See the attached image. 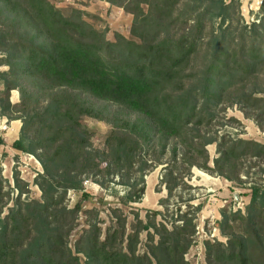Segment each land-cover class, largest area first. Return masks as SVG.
Instances as JSON below:
<instances>
[{"label":"trees","instance_id":"1","mask_svg":"<svg viewBox=\"0 0 264 264\" xmlns=\"http://www.w3.org/2000/svg\"><path fill=\"white\" fill-rule=\"evenodd\" d=\"M101 1L133 16V40L116 35L108 41L82 11L65 15L48 0H0V69H7L0 71V117L22 122L13 147L35 156L43 168L36 181L42 201H22L20 192L15 208L0 220V264H82L78 255L84 264H188L196 235V217L188 212L172 230L154 221L145 225L135 215L130 234L126 220L117 217L119 229L107 230L103 237L96 222L72 249L70 239L83 207H64L68 192L89 199L84 182L102 174V158L106 174L123 179L135 165L136 140L163 151L177 140L175 155L164 168L169 194L194 167L210 172L208 144H218L216 174L228 181H233L226 174L230 162L246 154L243 147L264 150L244 140L229 146L222 138L199 142L192 129L211 118V105L264 113V0L263 16L251 25L241 16V0ZM13 91L20 95L17 105L10 101ZM85 116L107 118L113 127L104 154L92 149L82 124ZM178 145L185 151L186 168L176 164ZM16 183L19 189L21 183ZM133 188L124 205L144 198L145 187ZM252 193L248 216L238 213L247 230L227 234V245L205 242L208 264H264V228L256 230V220L264 215V188L254 186ZM222 215L223 229L228 217ZM143 232L148 234L147 252L140 254Z\"/></svg>","mask_w":264,"mask_h":264},{"label":"rangeland","instance_id":"2","mask_svg":"<svg viewBox=\"0 0 264 264\" xmlns=\"http://www.w3.org/2000/svg\"><path fill=\"white\" fill-rule=\"evenodd\" d=\"M48 1L65 15H68L73 9L82 11L89 24L106 33L108 41L114 42L116 35L133 40L131 35L133 16L122 8L101 0ZM226 2L229 3L230 0H226ZM240 3V12L245 23L248 25L258 23L263 16L261 10L263 0H241ZM219 24L220 21L216 20L215 30L218 29ZM0 58H2L1 54ZM6 70L4 67L0 69V71ZM251 88L249 85V89ZM16 93L19 96V102L14 105L21 102L19 93ZM89 101L99 107L104 105L95 99H89ZM208 107L213 110L211 118L202 126H192L193 135L199 142L215 141L222 138L227 146L237 140L264 146L263 111H256L246 106L244 110H242L243 106L227 108L224 105H211ZM106 119L100 120L89 116L82 118V124L89 131L92 149L100 151L101 154L106 152L107 139L113 132V127L107 123ZM136 141L138 145L133 144V148L136 149L135 165L123 179L116 174H106L107 161L102 158L99 161L102 174L84 182V192L89 195V199L83 201L82 192H68L64 207L74 209L80 203L83 207V212L76 221L78 227L72 232L70 239L72 249L84 230H88L89 225L96 222H100L103 237L107 230L119 229L117 217L126 220V231L127 234H130L137 223L135 215H138L145 225L149 221H154L158 224L163 223L172 230L175 221L180 220L179 217L188 212L196 217V235L195 242L186 255V260L188 264H208L205 242H220L227 245L230 233L239 236L247 230L246 223L238 218V213L241 217L246 218L251 206L252 188L254 186L264 188V150L252 151L250 150L251 146L243 147L241 150L246 151V154L230 162L232 168L226 174L233 181H228L216 174L215 161L220 157L218 144L215 142L208 144L206 150L209 156L210 172L194 167L185 180L182 182L177 180L176 186L169 194L163 183L164 179L167 180L165 176L167 172L164 171V168L175 155L174 149L177 140L170 141L167 145L168 149L165 151L162 150V146L148 147L141 144L140 140ZM177 150L176 164L179 168H186L187 164L182 160L185 151L180 145ZM159 162H162L161 165H158ZM198 162L202 164L203 161L198 159ZM41 174H43V168L35 156L11 150L5 152V149L0 152V209H2L0 220L7 217L10 209L15 208V201L20 192L24 193L22 201H42V192L36 182ZM17 179L21 183L19 189L17 188ZM133 187L136 190L145 187L144 198L138 204L124 205L123 201H126V197L129 191L134 189ZM200 205V210H197L196 208ZM88 211H93V213L85 214ZM95 211L99 213L98 218H96ZM152 212H161L162 216L155 218ZM223 213H226L228 217L226 223L228 226L224 225L222 229ZM256 222V230H263L264 215ZM181 224L179 221L175 225ZM151 233L154 234V231L152 230ZM155 238L158 240L157 236ZM147 244L148 234L143 232L138 246L140 254L147 252ZM78 256L84 264L85 258L81 255Z\"/></svg>","mask_w":264,"mask_h":264},{"label":"crops","instance_id":"3","mask_svg":"<svg viewBox=\"0 0 264 264\" xmlns=\"http://www.w3.org/2000/svg\"><path fill=\"white\" fill-rule=\"evenodd\" d=\"M10 101L12 104L19 102V96L16 92H13ZM21 129V121H9L5 117H0V141L2 142V144H0V152H2L4 149L5 152H9V150L16 151L13 146L20 139Z\"/></svg>","mask_w":264,"mask_h":264},{"label":"water","instance_id":"4","mask_svg":"<svg viewBox=\"0 0 264 264\" xmlns=\"http://www.w3.org/2000/svg\"><path fill=\"white\" fill-rule=\"evenodd\" d=\"M15 92H17V91H15Z\"/></svg>","mask_w":264,"mask_h":264}]
</instances>
